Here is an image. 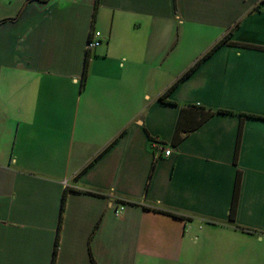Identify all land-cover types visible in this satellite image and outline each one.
Returning a JSON list of instances; mask_svg holds the SVG:
<instances>
[{"label": "crops", "instance_id": "crops-1", "mask_svg": "<svg viewBox=\"0 0 264 264\" xmlns=\"http://www.w3.org/2000/svg\"><path fill=\"white\" fill-rule=\"evenodd\" d=\"M261 1L0 0V264H264Z\"/></svg>", "mask_w": 264, "mask_h": 264}, {"label": "trees", "instance_id": "trees-1", "mask_svg": "<svg viewBox=\"0 0 264 264\" xmlns=\"http://www.w3.org/2000/svg\"><path fill=\"white\" fill-rule=\"evenodd\" d=\"M261 3H264V0L261 1ZM260 3V4H261ZM98 6V0H96L95 2V7H94V11L96 10V7ZM260 6H257V9H259ZM238 24H236L234 27L236 28ZM223 46H229V47H234L237 49H249L248 45L245 44H241V43H235L231 41V32L229 31L226 35H224L217 43H215L206 53H204L197 61H195V63L188 69L186 70L179 79H177L169 88H167L165 90V92L161 95L160 100L164 101V99L168 96L171 95L175 89L177 88V86L179 85V83L183 82L184 80H187L188 78H190L194 72L199 68V66L206 61L208 58H210L218 49H220ZM88 51H86V59H85V63H84V69H83V73H82V81L84 82L86 79V74H87V57H88ZM211 112L208 111L207 115H209ZM217 113L220 114H229V111L226 110H217ZM248 117V116H247ZM258 119H264L263 117H259ZM239 136H240V132H241V127L239 128ZM238 136V137H239ZM238 139L237 138V143H236V148H235V157L236 154L238 152ZM239 185H240V173L237 172L236 174V178H235V183H234V188H233V195H232V202H231V207H230V216L229 218H232V213L234 212V208L236 206V200H237V194H238V190H239ZM64 204V200L62 202V206ZM56 248H57V239H56V243H55V248H54V255L56 253Z\"/></svg>", "mask_w": 264, "mask_h": 264}, {"label": "rangeland", "instance_id": "rangeland-1", "mask_svg": "<svg viewBox=\"0 0 264 264\" xmlns=\"http://www.w3.org/2000/svg\"><path fill=\"white\" fill-rule=\"evenodd\" d=\"M183 33H185L184 37L177 43L171 39V46L175 43V56L171 60L176 69L181 68L193 58L203 55L216 42V31L211 29L187 25ZM164 77L161 75V82L164 81Z\"/></svg>", "mask_w": 264, "mask_h": 264}, {"label": "built area", "instance_id": "built-area-1", "mask_svg": "<svg viewBox=\"0 0 264 264\" xmlns=\"http://www.w3.org/2000/svg\"><path fill=\"white\" fill-rule=\"evenodd\" d=\"M101 33L97 30H92L90 32V35H89V38H88V41H87V44H86V51L90 52V51H93L95 50L97 47H99L100 43H101ZM155 148H158V145L156 144H153ZM170 154V150L169 149H166L164 151V155L165 156H168ZM120 210L123 209V207H120L119 208Z\"/></svg>", "mask_w": 264, "mask_h": 264}]
</instances>
